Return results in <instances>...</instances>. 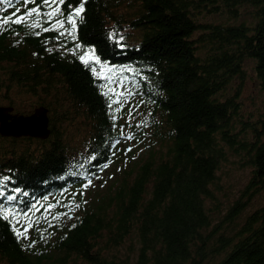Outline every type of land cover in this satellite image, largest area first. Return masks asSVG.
Listing matches in <instances>:
<instances>
[{
	"label": "trees",
	"instance_id": "16d2710c",
	"mask_svg": "<svg viewBox=\"0 0 264 264\" xmlns=\"http://www.w3.org/2000/svg\"><path fill=\"white\" fill-rule=\"evenodd\" d=\"M32 7L0 2V106H45L49 133L0 134V204L40 219L19 238L0 219V264H264V202L245 212L264 192V97L256 117L243 97L248 80L264 94V0H87L75 40L2 23ZM89 49L135 93L118 112ZM230 160L251 174L222 211Z\"/></svg>",
	"mask_w": 264,
	"mask_h": 264
},
{
	"label": "snow or ice",
	"instance_id": "6c2138e0",
	"mask_svg": "<svg viewBox=\"0 0 264 264\" xmlns=\"http://www.w3.org/2000/svg\"><path fill=\"white\" fill-rule=\"evenodd\" d=\"M0 2L6 3L8 6H12V0H0ZM66 0H41L40 4H36V0H22V3L25 5V7L28 4H33L35 7L27 8V10L21 15L20 9H17L13 15H9L6 19L2 21L4 25H7L9 23L14 24H27L29 21L31 23L28 25L31 28H39L43 32L48 31H56L59 33V36H70L72 39H76L75 33L77 30V20H79L81 23L84 20L83 13L85 12V4L87 3V0H80V3L77 7H75L72 12L67 16H63L62 12V5H64ZM42 8H47V11H41ZM15 17V18H14ZM65 23L71 25V29H65L64 25ZM44 24H48V27H43ZM63 29V31H61ZM37 35L40 34V32L36 33ZM121 39H123L121 37ZM80 48V45H76V49ZM76 49H72L71 51L73 54H75ZM80 61L86 66L89 67L90 70L97 76L98 79L106 80L108 83L103 85V87L106 89L103 92V95L108 97L109 103L108 107L112 108L113 105H119L118 108H115L113 111L118 112L120 111L126 103H128V97L133 96L135 93L128 91V92H121L117 91L116 88L110 87L111 84L116 83L120 86H123L124 79L121 78L117 80L114 76L103 74V69H107L108 66L101 65L102 72L97 73L96 68L92 67L94 64H101L99 58L95 55V49H89L88 52H86L84 55H81L79 57ZM110 72H114V69H108ZM123 71V70H121ZM139 105H133L132 109L129 111V116L131 117L132 112L135 111L136 108H138ZM115 120V116L112 117ZM131 126V125H129ZM146 126V122H142V124L136 125V127ZM123 135V133H121ZM128 140L133 139V136L131 134L127 135L125 137ZM119 143V141H117ZM128 151H131V149H128ZM91 160H95V156H91L90 160L88 162H91ZM81 167H84V164L80 165ZM2 183V181H0ZM91 183V181H89ZM88 185H85L87 187ZM16 191H19L17 189ZM5 193L3 191H0V197L4 196ZM27 195V193H25ZM9 201H15L17 199L16 196L8 195L6 197ZM56 205H48L45 209L46 212L50 213L52 208H54ZM76 207H79V205H76ZM31 215H35V211H38L39 209L36 207V205L31 206ZM67 215V213H65ZM44 219H47V216L43 217ZM58 217H53V219H56ZM0 219H3L4 221H8L9 224L12 226L13 231L15 235L19 238L21 236H26L28 230L33 227V225L40 219V217L37 218V220L30 219L29 213H17L11 208H5L2 204H0ZM21 219H23L26 223L25 226L21 229V227H18L20 225Z\"/></svg>",
	"mask_w": 264,
	"mask_h": 264
},
{
	"label": "rangeland",
	"instance_id": "374dc122",
	"mask_svg": "<svg viewBox=\"0 0 264 264\" xmlns=\"http://www.w3.org/2000/svg\"><path fill=\"white\" fill-rule=\"evenodd\" d=\"M218 17H207L206 20L209 21H217ZM250 73V70H249ZM243 97L245 100V111H252L254 113V116L257 115V110L261 109L262 107V100L264 97L263 92L259 93L253 86L252 82L250 80L247 81L246 87L243 93ZM243 100V102H244ZM29 103H16V107H13V113L20 114L19 112H22L24 110V107L28 105ZM3 107H8L7 105H2ZM35 108L29 109L28 106L26 107L27 113L26 115L33 112ZM264 109V106H263ZM247 165V164H246ZM240 165L235 161H227L222 165V171H221V189L216 191L217 199L221 202L222 206L221 209L224 211L229 203L232 202L234 198H236L240 191L243 189L245 184L248 182V179L251 174V167L249 165ZM219 171V172H220ZM264 202V192H260L256 194L249 205L245 208V212L253 209L257 205ZM220 204V205H221ZM130 244V242H129ZM123 245L116 247L114 249L115 254L119 255L120 257H123L126 253L129 252L128 245ZM138 246V242L135 239V242L133 244V250L136 251V247ZM136 254V252H135ZM134 254V255H135Z\"/></svg>",
	"mask_w": 264,
	"mask_h": 264
},
{
	"label": "water",
	"instance_id": "95a60500",
	"mask_svg": "<svg viewBox=\"0 0 264 264\" xmlns=\"http://www.w3.org/2000/svg\"><path fill=\"white\" fill-rule=\"evenodd\" d=\"M13 108L0 106V134L2 135H30L46 137L49 133L48 109L45 106L36 107L32 113H13ZM30 130V131H26ZM31 130H36L34 132Z\"/></svg>",
	"mask_w": 264,
	"mask_h": 264
},
{
	"label": "bare ground",
	"instance_id": "6f19581e",
	"mask_svg": "<svg viewBox=\"0 0 264 264\" xmlns=\"http://www.w3.org/2000/svg\"><path fill=\"white\" fill-rule=\"evenodd\" d=\"M26 131H30V130H26ZM34 131V132H37L36 130H31V132Z\"/></svg>",
	"mask_w": 264,
	"mask_h": 264
}]
</instances>
